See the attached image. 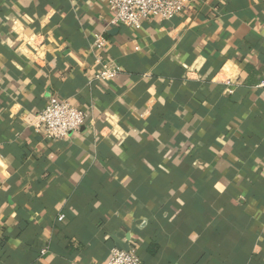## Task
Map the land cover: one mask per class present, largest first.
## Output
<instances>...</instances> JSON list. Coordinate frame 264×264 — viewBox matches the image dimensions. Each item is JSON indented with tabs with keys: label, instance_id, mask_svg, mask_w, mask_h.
Segmentation results:
<instances>
[{
	"label": "crops",
	"instance_id": "1",
	"mask_svg": "<svg viewBox=\"0 0 264 264\" xmlns=\"http://www.w3.org/2000/svg\"><path fill=\"white\" fill-rule=\"evenodd\" d=\"M111 17L0 0V264H102L117 242L142 264H264V0ZM52 93L86 112L67 138L38 129Z\"/></svg>",
	"mask_w": 264,
	"mask_h": 264
},
{
	"label": "built area",
	"instance_id": "2",
	"mask_svg": "<svg viewBox=\"0 0 264 264\" xmlns=\"http://www.w3.org/2000/svg\"><path fill=\"white\" fill-rule=\"evenodd\" d=\"M112 15L110 26H123L138 29L144 20L157 17L170 20L175 16L187 14L192 7V0H105ZM109 40L102 33L93 35L92 47L103 51L107 49ZM103 65V64H102ZM108 65V64H107ZM104 64L96 73L98 80L116 77L120 69ZM38 129L48 139H63L81 128L87 118L86 112L66 98L49 94L45 105L36 114ZM63 219V214L58 220ZM102 264H142L134 250L128 251L113 248L108 260Z\"/></svg>",
	"mask_w": 264,
	"mask_h": 264
},
{
	"label": "water",
	"instance_id": "3",
	"mask_svg": "<svg viewBox=\"0 0 264 264\" xmlns=\"http://www.w3.org/2000/svg\"><path fill=\"white\" fill-rule=\"evenodd\" d=\"M116 247L119 250H124V251H128L129 250L128 244L126 242L125 243L117 242L116 243Z\"/></svg>",
	"mask_w": 264,
	"mask_h": 264
}]
</instances>
